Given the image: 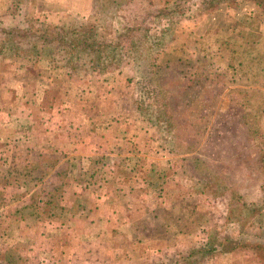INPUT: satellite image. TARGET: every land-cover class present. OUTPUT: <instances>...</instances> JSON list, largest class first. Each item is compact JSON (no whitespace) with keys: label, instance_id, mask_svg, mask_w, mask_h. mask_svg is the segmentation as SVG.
<instances>
[{"label":"rangeland","instance_id":"1","mask_svg":"<svg viewBox=\"0 0 264 264\" xmlns=\"http://www.w3.org/2000/svg\"><path fill=\"white\" fill-rule=\"evenodd\" d=\"M10 1L12 0H0L2 4L8 2L5 6L0 3V11L7 10ZM94 1L35 0L34 5L39 13L50 15L51 20L55 18L57 20V17L65 18L72 14L92 20L100 14ZM191 1L192 5L195 4L194 7L191 11H186L185 15L179 19L183 23L179 36L181 48L172 47L169 49L172 53L169 54L192 62L179 65L182 75L187 79L188 76L193 77L197 72L204 73L203 88L191 89L200 97L189 100L186 106L179 110L173 98L176 93L170 88L171 84L177 82V78L180 77L178 71L177 75H171V73L160 72L158 66L149 71V68L134 69L126 64L121 69H113L97 77H89L93 80L86 86L95 88L92 92L85 93V96L93 99L95 104L102 103L100 105L104 108L112 109L113 107L116 113L113 110H106L103 111V115L110 113V118L117 121L112 127L120 136H126V139L133 137L132 129L142 124L140 112L136 111L137 106H146L160 100L170 102L165 105L164 110L166 109V114L174 123L171 136L162 138L156 129L150 130L143 138L134 136L140 141L148 140L146 145L140 147V151L152 152L156 158L160 159L158 162L150 161L151 165L157 166L158 169L159 180H155V185L160 187L164 184L165 187L160 199L152 198L156 193L150 191L153 195L149 201L158 204L156 210L169 211L173 206L177 190L187 191L192 186L193 182L189 176L197 175L195 166H199L197 160H200L204 164L199 168L211 169L212 181L226 183L233 189L236 188L237 194L242 198L239 202L233 201V205L238 203L248 205L251 209L262 212L264 211V188L261 189L262 191L260 188L264 185V90L255 92V89L250 86L264 87V55L253 53L252 47L243 48L240 45H245L247 40H260L258 43L264 46V29L262 34L261 32L258 34L257 30L254 32L250 30L255 29L257 21L264 19V16H251L253 10L258 8L255 1L226 3L221 0L206 11L198 9L201 5L200 7L196 5L197 0H190L188 4ZM154 2L160 5L159 0ZM143 3L144 1L129 6L127 11L129 22H133V19L139 16ZM158 6L155 5L156 8ZM237 8L240 11L238 14ZM9 19L10 17L6 16L5 22H9ZM254 19L256 21H253ZM12 23L15 21H10V24ZM114 25L115 30L112 34L110 33L109 38L116 37L122 32V19L117 20ZM244 33H247L245 38ZM236 50L242 52L240 56ZM261 50L264 51V48ZM166 55L161 54L158 57L160 65ZM239 58L242 59L241 63ZM20 62L22 67H26L22 68V71L28 68L23 76L25 81H33L34 76L29 75L32 73L29 67L33 66V62L24 59ZM41 67L47 69L48 65L44 64ZM42 69L46 71L45 68ZM55 72L57 74L66 70L60 69ZM237 73L242 75L241 79H235ZM239 82L243 89L236 88ZM183 83L188 85L187 81ZM182 84L177 92L183 88ZM205 91L208 94L203 95ZM59 96L60 94L55 92L44 98L56 99L54 97ZM119 98L121 101L111 106V102L118 101ZM98 111L94 110L92 115L94 114L93 116L100 121L103 115ZM223 119L226 122L221 125ZM182 125L188 126L190 131H184ZM127 147L121 149L130 151L135 148V144L130 141ZM182 158L188 160L183 161ZM146 162H149V159ZM189 163L193 164L192 167ZM150 175L155 177V171ZM211 188L213 187L205 188L207 190L205 195L191 196L186 200L184 207H177V210L173 212L172 225L175 226L170 230L171 233H161L156 237L148 232L150 237L147 238L145 225L140 223L138 226L142 239L129 241L127 251L118 255L116 261L110 263L107 255L104 256L102 244L89 243L85 246L86 249L83 247L81 250H89L88 255L77 257V259L75 257L73 264H94L96 258L101 259L103 264H142L160 261L174 264L178 257L186 255L193 249L200 250L204 241L223 242L225 237L239 240L238 242H244L250 246L258 245L259 249L254 255L241 247L236 252L222 255L214 264H264L262 247L264 237L248 238L242 236L243 229L236 224L231 223L225 227L217 224L223 220H219V212L214 210L207 200V196L209 199L212 196ZM135 191L139 193L135 195L132 193V196L129 195L128 199L123 200L126 206L129 207L135 200L139 204L146 195L141 186L135 187ZM86 203L88 204V201ZM183 215L184 218H180ZM156 222V220L153 221V223ZM47 243L58 247L55 241L43 242V245ZM230 247L234 245L231 244ZM95 249H100V253H94ZM125 257H131V260H124ZM64 258L59 257V260Z\"/></svg>","mask_w":264,"mask_h":264},{"label":"crops","instance_id":"2","mask_svg":"<svg viewBox=\"0 0 264 264\" xmlns=\"http://www.w3.org/2000/svg\"><path fill=\"white\" fill-rule=\"evenodd\" d=\"M261 14L257 8L251 16ZM263 29L264 19H259L250 30L262 34ZM258 41L247 40L240 46L252 47L253 53L263 56L264 46ZM241 53L237 51L239 56ZM44 64L37 61L29 67V75L34 76L31 82L25 81L28 68L22 71L26 67L20 61L15 68H0V259L8 257L12 264H28L33 259L37 264H73L75 257L88 255L89 250L81 251L83 247L100 243L112 263L127 251L129 241L142 239L139 218L157 209L158 204L150 203L149 198L156 193L152 198L160 199L165 187L155 185L158 169L150 161L160 159L140 151L147 139H126L110 123L93 117L94 110L104 108L85 96L95 88L86 86L93 79L76 83L67 72L55 74L57 70L41 67ZM241 76L237 73L235 79ZM237 86L244 88L240 82ZM250 87L255 92L264 90ZM55 92L60 96L45 99ZM130 141L135 148L123 151ZM24 156L29 163L42 164L41 180L9 178L11 162L13 165ZM153 171L155 177L150 175ZM137 186L146 195L139 204L135 200L129 211L118 196L139 193ZM55 191L60 194L59 206L68 210L64 222L37 220L35 208L45 207ZM48 241H55L58 247L43 245Z\"/></svg>","mask_w":264,"mask_h":264},{"label":"trees","instance_id":"3","mask_svg":"<svg viewBox=\"0 0 264 264\" xmlns=\"http://www.w3.org/2000/svg\"><path fill=\"white\" fill-rule=\"evenodd\" d=\"M142 1L144 3L141 13L133 19V22H129L130 18L127 13L129 6ZM159 1L160 5L155 4L154 0H95L94 4L100 14L92 20H87L76 14L51 20L50 15L39 13L36 10L35 0H12L9 2L7 10L1 9L0 11V68L13 65L23 59L35 63L43 61L53 70H66L76 83H84L89 77H97L103 72L121 69L125 64L134 69L149 68V71L158 66V70L165 74L177 75V71L180 73L177 82L172 83L170 88L176 93L173 98L174 103L178 104L177 108L183 109L189 100H196L200 97L191 89L203 88L204 73L197 72L193 77L188 76V79L184 77L179 65L192 62L170 55L169 53L172 52L169 49L176 46L181 48L179 36L183 23L179 19L185 15L186 11H191L195 4L192 5V1L188 4L190 0ZM220 1L199 0L198 2L197 0L196 5L198 7L201 5L198 9L206 11ZM247 1H255L263 14L260 17L264 16V0H222L226 3ZM155 5L159 6L156 8ZM6 16L10 17L7 23L5 22ZM120 18L123 22L122 32L116 37L109 38L110 33L112 34L115 30V22ZM12 20L15 23L10 24ZM246 35L247 33H244L243 37L245 38ZM161 54L167 55L160 65V58L158 57ZM235 73H233L234 76ZM186 81L188 85L183 83ZM180 84L183 85V88L177 92ZM205 94L208 92L205 91L203 95ZM120 101L121 98L118 101H112L111 106ZM169 103L160 100L146 106L136 105V111L140 112L142 124L140 127L132 129L134 136L143 138L146 133L155 129L162 138L171 136L174 123L166 114V109L164 110L165 105ZM106 110H113L116 113L113 107L112 109L102 108L96 111L103 115V111ZM94 118L96 119V117ZM102 120L110 123V125H116L117 122L113 121L112 117L110 118L109 112L105 116L103 115ZM225 122L226 120L223 119L221 125H224ZM182 128L184 131H190L188 126L182 125ZM182 160L188 159L182 158ZM197 161H199V166L204 164L200 160ZM189 164L192 167L193 164ZM34 166H37V169ZM199 166H195L197 175L189 176L193 182L192 186L187 191L177 190L178 194H175L173 206L169 211L154 210L139 218H142V223L145 225L147 238L150 237L148 232L156 237L160 236L161 233H171L170 230L175 226L172 225L173 212L177 210L178 206L184 207L186 200L191 196L195 194L205 195L206 187H213L211 188V198L206 196L214 210L219 212V220H223L217 222L218 225L225 227L231 223L236 224L243 229L242 236L248 238L264 237V211H256L248 205L239 203L233 205V201L239 202L242 198L237 194L236 188L233 189L231 185L226 183L212 181L211 169L199 168ZM9 168L7 173H9L10 179L39 181L43 176L42 164L38 162L37 165H34V161L29 163L27 156L17 160L13 165L11 162ZM263 188L264 185L261 186L260 190ZM49 198L45 207H33L35 208L33 213L36 214L35 218L38 220V218L43 217L49 221L64 222L68 210L59 206L60 194L55 191ZM118 198L128 199L127 193H121ZM128 210L130 211V207ZM180 218H184V215ZM154 220L157 222L153 223ZM238 241L229 237H225L223 242L204 241L200 250H191L186 255L178 257L174 264H214L222 255L232 251L236 252L241 247L249 253L257 254L258 245L250 246ZM231 244L234 247H230ZM262 247L264 249V245ZM94 253H100V249H95ZM124 260H131V257H125ZM0 261L2 262L0 264H12L8 257L0 259ZM146 263L166 264L163 261ZM28 264H37V261L35 262L33 259ZM94 264L103 263L101 259L96 258Z\"/></svg>","mask_w":264,"mask_h":264}]
</instances>
